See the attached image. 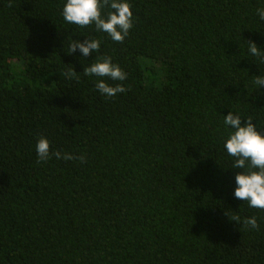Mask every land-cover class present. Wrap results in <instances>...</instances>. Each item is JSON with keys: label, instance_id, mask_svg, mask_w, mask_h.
I'll list each match as a JSON object with an SVG mask.
<instances>
[{"label": "trees", "instance_id": "1", "mask_svg": "<svg viewBox=\"0 0 264 264\" xmlns=\"http://www.w3.org/2000/svg\"><path fill=\"white\" fill-rule=\"evenodd\" d=\"M130 3L118 43L67 24L63 0H0V264H264V209L234 198L223 148L229 111L264 131V63L248 55L264 4ZM87 36L99 53L70 54ZM103 57L126 92L84 75ZM40 137L77 159L40 162Z\"/></svg>", "mask_w": 264, "mask_h": 264}, {"label": "clouds", "instance_id": "2", "mask_svg": "<svg viewBox=\"0 0 264 264\" xmlns=\"http://www.w3.org/2000/svg\"><path fill=\"white\" fill-rule=\"evenodd\" d=\"M259 2L264 4V0ZM105 9H108L106 14ZM61 15L67 24L81 28L94 25L97 32L106 33L112 41L122 43L133 27L134 14L130 0H63ZM256 15L264 21V7L257 8ZM87 37L83 41L73 40L70 54L76 53L77 50L82 57L90 56L93 51L99 53L101 41ZM248 44V55L257 57L260 63H264V48L254 42ZM83 73L90 78H96L95 88L102 96L111 98L127 90L123 83L113 86L107 82H123L127 79V73L118 64L113 63L111 57L95 58V62L85 66ZM73 74L74 72L67 73L70 78ZM254 77L256 90L264 88V74ZM223 126L227 133L223 148L228 156L233 158L231 168L238 170L234 177V198L244 201L250 208L264 209V131L258 129L251 117L242 118L239 113L233 111L223 115ZM35 148L40 162H46L52 156L65 161L77 159L67 152H53L47 137H40ZM78 159L83 163L86 157L81 155ZM247 224L251 228L259 227L255 216L250 217Z\"/></svg>", "mask_w": 264, "mask_h": 264}, {"label": "rangeland", "instance_id": "3", "mask_svg": "<svg viewBox=\"0 0 264 264\" xmlns=\"http://www.w3.org/2000/svg\"><path fill=\"white\" fill-rule=\"evenodd\" d=\"M158 64V66H159V63H157Z\"/></svg>", "mask_w": 264, "mask_h": 264}]
</instances>
